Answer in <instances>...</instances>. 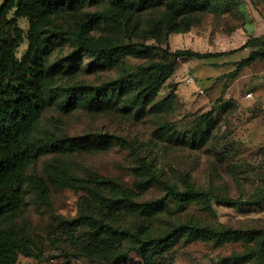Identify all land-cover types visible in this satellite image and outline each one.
I'll return each instance as SVG.
<instances>
[{
    "label": "rangeland",
    "instance_id": "374dc122",
    "mask_svg": "<svg viewBox=\"0 0 264 264\" xmlns=\"http://www.w3.org/2000/svg\"><path fill=\"white\" fill-rule=\"evenodd\" d=\"M169 1L137 8L116 5L113 0H86L77 9L55 15L48 28L58 33L57 46L49 64H63L65 69L50 77V85L62 88L86 82L92 89L131 72L137 64L172 60L163 52L99 59L81 50L70 34L85 22L92 21L90 35L98 45L141 42L172 51L233 50L245 44L249 35H264V0H210L205 9L178 18L172 17ZM20 25L27 29V19L21 18ZM26 47L27 42L21 45L19 57ZM249 52L247 47L222 57L178 59L150 104H131L128 96L96 103L92 94L103 98L96 89L85 95L83 105L64 107L63 100L56 99L45 109L32 137L54 135L82 141L99 133H116L134 141L142 158L181 186L186 175L197 186L243 200L252 198L264 189V59L240 63ZM69 64L76 68L67 69ZM169 94L176 95L171 108L160 113L151 110ZM91 139L93 143L86 147H61L30 162L22 203L2 218L3 228L36 246V256L21 254L18 264H142L140 251L104 263L50 240L62 218L81 214L89 189L111 192L113 182L134 190L138 202H159L144 208L127 202L121 205L116 221L144 238L179 224L214 230L186 229L166 246L169 264H264V233H220L223 229H264V202L228 206L205 197H191L183 205L167 202L166 191L153 184L130 148L114 139Z\"/></svg>",
    "mask_w": 264,
    "mask_h": 264
},
{
    "label": "trees",
    "instance_id": "16d2710c",
    "mask_svg": "<svg viewBox=\"0 0 264 264\" xmlns=\"http://www.w3.org/2000/svg\"><path fill=\"white\" fill-rule=\"evenodd\" d=\"M85 1L3 0L0 3V264H18L21 254L36 256V246H33L32 240L18 235L10 228L2 227V218L16 211L22 203L23 186L30 162L61 147L91 145L92 137L114 139L123 147L130 148L141 161V167L153 184L166 191L167 202L183 205L191 197H205L228 206L260 205L264 202V189L254 197L243 200L229 194H220L211 188L197 186L186 175H182L181 186L179 182L167 178L163 169L153 168L151 161L142 158L140 149L134 141L116 133H99L82 141L54 135L38 139L32 137L45 109L56 99H62L64 107L83 105L87 100L85 95L96 89L103 94V98L100 99L92 94L95 97L92 101L96 103L107 101L114 96L120 98L128 96L131 104L133 102L150 104L157 96L159 84L176 68L179 60L186 61L192 57H222L247 47L250 48V52L240 60V63L250 64L264 59V35H249L245 44L233 50L172 51L158 44L141 42L98 45L90 35L91 21L82 23L78 29L71 30L70 34L78 42L81 50L90 51L99 59L114 61L131 53L140 56L147 52H163L171 56L172 60L137 64L131 72L104 81L92 89L86 82L54 88L50 85L49 79L57 71L64 70L65 66L59 63L49 64L50 56L57 46L58 33H51L48 25L55 15L69 9H77ZM163 1L165 0H113V3L145 8ZM208 1L210 0H170L168 6L172 17L178 18L187 12L205 9ZM21 18L27 19V29L20 25ZM25 42L27 47L19 57V48ZM75 68L76 64L67 66V69ZM235 73L236 70L232 71L230 76H234ZM175 99V94H169L153 104L151 110L160 113L169 109ZM190 137L191 142H194ZM111 189V192L89 189V194L83 197L84 210L73 219L62 218L55 234L50 238L51 242L65 245L76 255L94 258L104 263L121 261L128 253L140 251L142 264H169L166 246L170 242H175L186 229L214 232L212 228L206 226L179 224L163 234L144 238L130 226L116 221L123 209L121 205L127 202L132 207L144 208L159 202H138L134 190L124 188L115 182L111 183ZM108 193H114V196H109ZM87 224L89 229H85ZM244 231L264 233L263 228L256 227L246 230L223 229L220 233L238 234ZM44 250L45 248H40L42 253Z\"/></svg>",
    "mask_w": 264,
    "mask_h": 264
},
{
    "label": "built area",
    "instance_id": "2783aa9c",
    "mask_svg": "<svg viewBox=\"0 0 264 264\" xmlns=\"http://www.w3.org/2000/svg\"><path fill=\"white\" fill-rule=\"evenodd\" d=\"M247 95H248V96H251V95H252V92H249Z\"/></svg>",
    "mask_w": 264,
    "mask_h": 264
}]
</instances>
